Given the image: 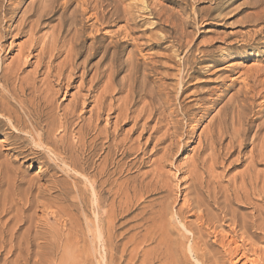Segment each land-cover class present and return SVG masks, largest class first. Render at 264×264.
I'll use <instances>...</instances> for the list:
<instances>
[{"label":"rangeland","instance_id":"374dc122","mask_svg":"<svg viewBox=\"0 0 264 264\" xmlns=\"http://www.w3.org/2000/svg\"><path fill=\"white\" fill-rule=\"evenodd\" d=\"M263 1L0 0V264H264Z\"/></svg>","mask_w":264,"mask_h":264},{"label":"bare ground","instance_id":"6f19581e","mask_svg":"<svg viewBox=\"0 0 264 264\" xmlns=\"http://www.w3.org/2000/svg\"><path fill=\"white\" fill-rule=\"evenodd\" d=\"M258 1H260V0H258ZM255 2V1H254ZM257 2V1H256ZM255 2V3H256ZM264 2V1H263ZM259 2H257V4H258ZM253 6H255V5H253ZM263 8V7H262ZM264 9V8H263ZM261 11V10H260ZM262 12V11H261ZM259 13V12H258ZM258 15V14H257ZM256 15V16H257ZM262 15V16H261ZM259 16H261V19H264V11L259 15ZM257 19H258V17H257ZM256 19V20H257ZM259 20H260V17H259ZM261 21V20H260ZM262 22V21H261ZM1 83V82H0ZM3 85V84H2ZM2 85H1V87H2ZM0 87V88H1ZM5 88H6V86H5ZM23 88V87H22ZM23 90V89H22ZM20 92V91H19ZM3 93V92H2ZM1 93V94H2ZM5 93V92H4ZM15 93V92H14ZM23 93H24V90H23ZM9 95V94H8ZM4 96V95H3ZM3 96H1V98H0V100L2 101L1 103H0V115H2V116H6L7 115V117H8V119L9 120H11V122H13L12 121V117L13 116H11V112H10V110L8 109V107L10 108V106H8L7 107V105L8 104H10L9 103V101L6 99V98H4ZM6 96V95H5ZM7 97V96H6ZM18 99V98H17ZM22 101V100H21ZM20 101V102H21ZM17 102V101H16ZM19 101H18V104H19V106H20V108H21V112L25 115V117H26V119L28 120V123H29V125H27L26 123V125L24 126L25 128L26 127H29V130H27V128H26V133L27 134H29L31 137H32V140L33 141H38V143H40V145H38L39 147H42V145H41V143H42V138H43V134H37V129L38 128H40V124H38V122L34 119V118H32V116H31V114L28 112V109L25 107V106H23V105H21V104H23V102L22 103H20ZM25 105V104H24ZM25 107V108H24ZM13 111V110H12ZM30 111V110H29ZM6 114V115H5ZM18 117V116H17ZM16 117V118H17ZM37 118V117H36ZM19 119H20V117H19ZM16 120V119H15ZM18 120V119H17ZM38 121H39V119H37ZM10 122V121H9ZM17 122V121H16ZM19 122H21V120L19 121ZM24 123V122H23ZM16 124V123H15ZM18 124V123H17ZM20 124V123H19ZM21 126H22V123H21ZM21 130H23L22 128H21ZM40 130H42L41 128H40ZM35 132V133H34ZM37 143V142H36ZM37 143V144H38ZM99 209V208H98ZM44 211V210H43ZM59 217V216H58ZM96 224V223H95ZM70 227V226H69ZM100 229V228H99ZM92 232V231H91ZM95 232V231H94ZM100 236H101V234H100ZM100 236H98V238L100 237ZM186 236V235H185ZM102 239H104L103 238V236L101 237ZM109 238V237H108ZM185 238H187V237H185ZM110 239V238H109ZM108 239V240H109ZM186 240H188V239H186ZM111 241V240H110ZM104 242V241H103ZM111 243V242H110ZM3 244V243H2ZM112 247V246H111ZM190 248V247H189ZM110 251H111V248L109 249ZM28 252V251H27ZM190 253H191V250H190ZM132 256V255H131ZM104 258V257H103ZM131 260V259H130ZM249 264H253L254 262H253V260H249V262H248Z\"/></svg>","mask_w":264,"mask_h":264}]
</instances>
